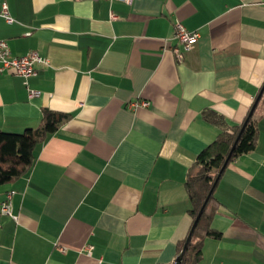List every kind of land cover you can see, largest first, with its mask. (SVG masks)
I'll use <instances>...</instances> for the list:
<instances>
[{"label":"crops","instance_id":"0c3cea01","mask_svg":"<svg viewBox=\"0 0 264 264\" xmlns=\"http://www.w3.org/2000/svg\"><path fill=\"white\" fill-rule=\"evenodd\" d=\"M2 2L14 21L0 17V40L47 63L26 85L0 71V130L69 119L0 186L16 216L0 215V264H173L192 224L185 182L220 132L202 112L239 124L264 84V0ZM176 22L198 33L181 60ZM254 114L253 150L213 187L220 236L192 264H264V94Z\"/></svg>","mask_w":264,"mask_h":264},{"label":"trees","instance_id":"16d2710c","mask_svg":"<svg viewBox=\"0 0 264 264\" xmlns=\"http://www.w3.org/2000/svg\"><path fill=\"white\" fill-rule=\"evenodd\" d=\"M263 94L264 91L259 100L262 98ZM252 105L243 122L239 124H228L221 116L211 110L202 112V116L205 120L219 125L220 132L209 145L198 153L194 161V167L197 171L195 174L189 176L185 182V188L190 203L188 213L192 218V224L187 236L200 208L204 204L205 198L210 191L211 194L204 204L200 216L193 227L179 264L194 263L200 257L202 240L205 237L218 238L220 236L218 232L209 228V222L216 210V201L213 197L214 181L242 127L240 136L230 154L228 163L238 156L253 150L257 133V117L254 114L256 107L253 112L249 114ZM68 119V114L44 110L42 112L40 124L36 128H28L20 133L0 130V186L10 183L27 173L34 161L35 147L42 143L48 135L54 133ZM186 238L181 242L179 254Z\"/></svg>","mask_w":264,"mask_h":264},{"label":"built area","instance_id":"2783aa9c","mask_svg":"<svg viewBox=\"0 0 264 264\" xmlns=\"http://www.w3.org/2000/svg\"><path fill=\"white\" fill-rule=\"evenodd\" d=\"M113 1V0H106ZM125 3H130L131 0H118ZM0 17L4 18L7 23L13 22V18L9 15L8 8L5 2L0 3ZM111 19H114L115 16L110 13ZM174 38L177 40L179 46H174L171 48L174 56L181 60L183 53L188 51L192 45L198 39V33L194 30H188L180 22L174 24ZM42 63L46 64L47 59L41 57L36 51L30 50L23 55L13 56L7 43L3 40H0V71L4 69L11 70L13 74L21 77L24 80V84H27V80L32 78L36 70L34 64ZM29 97L38 95V92L35 90H29ZM146 106L147 102H133L130 103L131 107L137 106ZM13 191H7L5 193V198L0 202V215H7L13 219H16V216L12 213V196ZM88 252L90 248H87Z\"/></svg>","mask_w":264,"mask_h":264},{"label":"water","instance_id":"95a60500","mask_svg":"<svg viewBox=\"0 0 264 264\" xmlns=\"http://www.w3.org/2000/svg\"><path fill=\"white\" fill-rule=\"evenodd\" d=\"M263 91H264V84H263V86L261 87V89H260L258 95L256 96V98H255V100H254V102H253V105H252V108H251L249 114H251V113L253 112V110H254V108L256 107V105H257V103H258V100H259V98L261 97ZM243 126H244V124H243ZM242 128H243V127H242ZM242 128H241V130H242ZM241 130H240V132L238 133V135H237L235 141L233 142V144H232V146H231V149H230V152L228 153V155H227V157H226V159H225V161H224V164H223V166H222V168H221L219 174L217 175V177H216V179H215V181H214V184L217 182V180H218V178H219V175H220L221 171L225 168L226 164L228 163V160H229L230 154H231V152H232V150H233V148H234V146H235V144H236V142H237V140H238V138H239V136H240ZM210 194H211V191L209 192L208 196L205 198L204 204L206 203V201H207V199H208V197H209ZM204 204H203L202 207L200 208V210H199V212H198V214H197V216H196V218H195V220H194V222H193L192 228H191V230H190V232H189V234H188V236H187V238H186V241H185V243H184V245H183V248H182L180 254H179V255L177 256V258L175 259V261H174L173 264H179V263H180V261H181V257L183 256V253H184V249H185V247H186V245H187V242H188V240H189V238H190V236H191V232H192V230H193V227H194L195 223L197 222V220H198V218H199V216H200V213H201V211H202V209H203Z\"/></svg>","mask_w":264,"mask_h":264}]
</instances>
